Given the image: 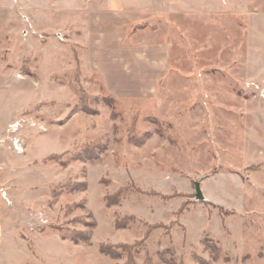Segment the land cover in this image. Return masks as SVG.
<instances>
[{"label": "rangeland", "instance_id": "rangeland-1", "mask_svg": "<svg viewBox=\"0 0 264 264\" xmlns=\"http://www.w3.org/2000/svg\"><path fill=\"white\" fill-rule=\"evenodd\" d=\"M102 1L0 0V264H264V0Z\"/></svg>", "mask_w": 264, "mask_h": 264}, {"label": "crops", "instance_id": "crops-1", "mask_svg": "<svg viewBox=\"0 0 264 264\" xmlns=\"http://www.w3.org/2000/svg\"><path fill=\"white\" fill-rule=\"evenodd\" d=\"M102 2L106 4L105 6L110 13L114 15L118 12L124 17L133 16L136 13L148 12L154 8L155 4L154 0H103ZM4 214L5 212L0 211V253L8 250L11 237L8 228V218Z\"/></svg>", "mask_w": 264, "mask_h": 264}, {"label": "trees", "instance_id": "trees-1", "mask_svg": "<svg viewBox=\"0 0 264 264\" xmlns=\"http://www.w3.org/2000/svg\"><path fill=\"white\" fill-rule=\"evenodd\" d=\"M83 100H85V98ZM85 103H86V101H84V104ZM83 107H84L83 108L84 111H88V112L92 111V108H90L89 105H84ZM138 119H139L138 115H135L133 117V127L137 125L136 123H137ZM85 152H87V151L82 152V154L83 153L85 154ZM88 153H92V152H88ZM49 159L50 160H57L60 158H59V156L58 157L57 156H51ZM109 205H111L110 202H109ZM64 238L69 239L70 241L74 242L75 244H79L80 242H84L86 244H89L91 241V236H89L88 234L79 233V232L67 234ZM135 249L137 250L136 247L129 246V245H116V246L101 245L100 246V252L102 254H104L105 256L110 257L111 259L119 260L124 255H127V261L125 264H138L135 260V257H134V250ZM146 262H147V264H153V262L150 260H149V262L148 261H146ZM169 264H177V263L173 260V262H169Z\"/></svg>", "mask_w": 264, "mask_h": 264}, {"label": "built area", "instance_id": "built-area-1", "mask_svg": "<svg viewBox=\"0 0 264 264\" xmlns=\"http://www.w3.org/2000/svg\"><path fill=\"white\" fill-rule=\"evenodd\" d=\"M22 149H23V148H22V145L19 144V145L17 146V148H16L17 153L20 154V153L23 151Z\"/></svg>", "mask_w": 264, "mask_h": 264}, {"label": "water", "instance_id": "water-1", "mask_svg": "<svg viewBox=\"0 0 264 264\" xmlns=\"http://www.w3.org/2000/svg\"><path fill=\"white\" fill-rule=\"evenodd\" d=\"M197 190H198V195H197L198 199H202V195L200 193V187H199V185H197Z\"/></svg>", "mask_w": 264, "mask_h": 264}]
</instances>
